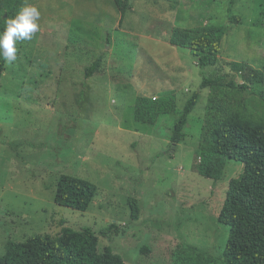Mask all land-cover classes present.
Masks as SVG:
<instances>
[{"label": "rangeland", "instance_id": "obj_1", "mask_svg": "<svg viewBox=\"0 0 264 264\" xmlns=\"http://www.w3.org/2000/svg\"><path fill=\"white\" fill-rule=\"evenodd\" d=\"M25 4L40 11L39 30L16 43L0 86V256L11 241L89 226L100 250L111 246L126 264H185L182 252L191 247L221 259L228 228L218 217L244 165L229 162L218 182L198 173L210 90L200 89L190 50L172 46L170 37L177 27L223 28L218 64L207 70L242 82L233 62L264 69V0H132L121 26L113 0ZM100 56L101 70L86 79L85 68ZM166 91L176 93L178 114L201 91L177 146L171 135L178 115L152 126L134 118L137 96ZM64 174L97 185L86 212L56 204ZM131 197L141 207L137 221ZM112 223L124 232L100 236Z\"/></svg>", "mask_w": 264, "mask_h": 264}, {"label": "trees", "instance_id": "obj_2", "mask_svg": "<svg viewBox=\"0 0 264 264\" xmlns=\"http://www.w3.org/2000/svg\"><path fill=\"white\" fill-rule=\"evenodd\" d=\"M120 13L119 26L133 8L132 0H113ZM26 0H0V33L8 18L14 17ZM234 22L235 18H231ZM223 28L205 26L197 30L174 28L170 44L190 50L201 69L200 89H209L204 124L198 148V173L218 182L229 162L244 165L243 174L233 179L226 192L218 222L228 228V239L219 260L206 257L196 247L182 253L185 264H264V69L247 62H233V72L242 82L212 77L208 68L215 67L224 37ZM0 55V86L7 68ZM103 56L85 68V78L96 75L102 67ZM201 91L187 100L178 114L174 91L150 97L139 95L135 100L134 118L137 122L156 125L163 116H176L171 144L184 143L189 117L196 109ZM98 187L93 182L61 175L56 184V204L86 212L95 201ZM131 218L139 220L141 207L136 198H129ZM125 229V228H124ZM116 223L100 230L99 235L113 240L112 235L124 232ZM98 233L92 227L76 230L62 229L58 236L38 235L25 242H9L0 264H126L111 246L99 248ZM182 246H179L181 248ZM150 252L149 247L143 248Z\"/></svg>", "mask_w": 264, "mask_h": 264}, {"label": "clouds", "instance_id": "obj_3", "mask_svg": "<svg viewBox=\"0 0 264 264\" xmlns=\"http://www.w3.org/2000/svg\"><path fill=\"white\" fill-rule=\"evenodd\" d=\"M40 11L34 5L25 4L5 22V29L0 33V55L6 61L16 60V43L22 40H30L32 35L39 30Z\"/></svg>", "mask_w": 264, "mask_h": 264}]
</instances>
